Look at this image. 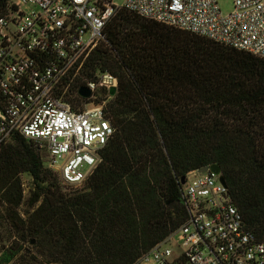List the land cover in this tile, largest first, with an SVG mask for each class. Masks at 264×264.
<instances>
[{"label": "trees", "instance_id": "16d2710c", "mask_svg": "<svg viewBox=\"0 0 264 264\" xmlns=\"http://www.w3.org/2000/svg\"><path fill=\"white\" fill-rule=\"evenodd\" d=\"M104 35L82 78L118 79L105 110L116 133L79 188L39 143L3 146L0 225L12 239L0 264H135L188 220L180 180L214 165L264 243V59L124 10Z\"/></svg>", "mask_w": 264, "mask_h": 264}, {"label": "built area", "instance_id": "2783aa9c", "mask_svg": "<svg viewBox=\"0 0 264 264\" xmlns=\"http://www.w3.org/2000/svg\"><path fill=\"white\" fill-rule=\"evenodd\" d=\"M219 1L0 0V151L15 135L39 143L62 182L82 187L116 133L105 110L118 79L82 78L108 23L124 10L264 59V0H232L228 14ZM181 187L188 220L135 264H264L220 176L194 172Z\"/></svg>", "mask_w": 264, "mask_h": 264}, {"label": "rangeland", "instance_id": "374dc122", "mask_svg": "<svg viewBox=\"0 0 264 264\" xmlns=\"http://www.w3.org/2000/svg\"><path fill=\"white\" fill-rule=\"evenodd\" d=\"M115 3L119 6L124 5L125 0H115ZM219 5L221 7V9L223 10L224 13L228 14L230 12H232L233 10V1L232 0H220L219 1ZM24 181V187H25V195L26 197L29 196V191H30V187H31V180L27 177L23 178ZM27 212V208L25 206H23V208L21 209V214L23 216H25ZM11 231L10 228L6 225H0V245H4L7 246L9 243H11ZM30 246V245H28Z\"/></svg>", "mask_w": 264, "mask_h": 264}, {"label": "water", "instance_id": "95a60500", "mask_svg": "<svg viewBox=\"0 0 264 264\" xmlns=\"http://www.w3.org/2000/svg\"><path fill=\"white\" fill-rule=\"evenodd\" d=\"M116 93H117V90L115 88L111 89L110 94H111L112 97H114L116 95ZM80 95L83 98L88 99V98H90L91 93H90V91L88 89L82 88L80 90ZM208 172H211V173L215 174L216 176H220V181L224 184L225 187L229 188L228 183H227V181H226V179H225V177H224V175L222 173L221 167H219L217 165H214V166L207 167V168H204V169L198 171L199 174H205V173H208ZM180 183L182 185L185 184V178H182L180 180Z\"/></svg>", "mask_w": 264, "mask_h": 264}]
</instances>
